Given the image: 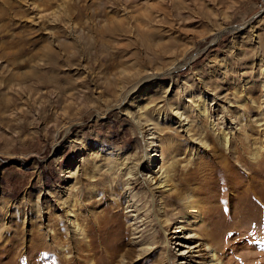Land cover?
Returning <instances> with one entry per match:
<instances>
[{"label":"rangeland","instance_id":"374dc122","mask_svg":"<svg viewBox=\"0 0 264 264\" xmlns=\"http://www.w3.org/2000/svg\"><path fill=\"white\" fill-rule=\"evenodd\" d=\"M263 114L264 0H0V264H207L213 253L264 264V129L252 123ZM228 132L258 152L253 174L233 167L218 141ZM161 169L204 209L202 239L179 243L201 232L175 234L187 213L143 181ZM133 198L150 215L135 221Z\"/></svg>","mask_w":264,"mask_h":264},{"label":"bare ground","instance_id":"6f19581e","mask_svg":"<svg viewBox=\"0 0 264 264\" xmlns=\"http://www.w3.org/2000/svg\"><path fill=\"white\" fill-rule=\"evenodd\" d=\"M149 29H151V28H149ZM115 33L116 34L121 33V26H120L119 23H115ZM152 33L153 32H151L149 30V31H147L145 33V36L147 38H149L152 35ZM137 46H139V45H137ZM47 55H48V62H47L46 66H48V81L49 80L58 81L59 80L58 72L60 70V67H59V65L57 63L58 55L54 51H52V49L49 46H48V50H47ZM178 66H177V68H178ZM34 76H36V72L34 73ZM127 97H128V94L125 95V98H127ZM161 109H162L161 107H159V109H158L159 110L158 114H160V115H161V112H160ZM199 111H200V115L202 117H206L207 114H208V111H207L206 108L205 109H201ZM170 113L178 119V123H180L181 128H183L184 126H182L181 124H182L183 120L185 121V119L183 118V114H180V109H178V108L175 109L173 107H170ZM146 123H147L146 124L147 126H145V124L140 125L141 126L140 128H142V130L143 129L146 130V131H143L141 133V134H143L142 136L144 137V145H145V148H144L143 151H144V155H145L147 161H149L150 163H153L154 162V156H152V154L148 152V148H154V147L156 148V145H157L156 139L157 138L155 136L156 133H153L154 131H153L152 128L147 130V127H151L153 124L152 123L150 124V121H147ZM252 123L254 125H256L257 127L264 129V114L262 115L261 118H257V120L253 121ZM230 125L234 126L233 121H231ZM214 126L215 125H213L212 128H214ZM251 127H253V126H251ZM231 128H233V127H231ZM144 132L147 133V135H145ZM218 141L222 144V146L224 147L225 151L229 150V152H228L229 153V156H228L229 159L235 154L238 155L235 158L236 162H232L233 167L236 165L235 163L238 162L240 164H243L248 170L251 169L253 171V173H254L253 169H256V166H258V163H259L258 162L259 161L258 152L257 153H253V154H251L252 153L251 152L250 155L248 154L249 157H247L246 156L247 149H248L247 144L245 146L244 145L245 143L244 144L236 143V141L233 140V138L231 137L229 132L220 135L219 138H218ZM219 142H217V140L212 142L213 143V147L211 148V150L213 152H217V150H218L217 146H219ZM239 142H240V140H239ZM233 147H235L234 150L232 149ZM207 148H208V146H207ZM128 165H129V163L125 162L124 165H123V166H125V169H123V170L126 171L125 172V177H126V181H127L126 185L129 186L131 183L136 184L137 181L139 180V178H142V175L140 177V175L138 174V169L136 167L135 168L134 167H128ZM191 167L195 168V167H197V164H193V166H191ZM230 169L233 170V168H230ZM252 171H251V173H252ZM145 178H147V179H145ZM145 178L143 179V181H145L146 184L147 183L151 184V186L155 187L156 189L160 190L162 193H164L166 195H169L171 198H173L175 203L174 202H172V203L176 204V206H178V208H174V210L178 211L179 207H181V210L178 213H181L182 215H183L182 212H184V214L187 213L188 216L186 218L185 217L182 218V217H179V216L177 218H175V219H179V220L176 221L177 222L176 224H178L179 228H180L179 230H177V232H175V234L179 233V232H182L186 228L188 229V228L192 227V224H193V227L196 228V230H199L201 232L199 234L200 236H198L197 234H194L193 232H189V234L188 233H184V234L181 233L182 235L188 234V237H186V236L180 237L179 240H178L179 243L180 244H183V243L186 244L187 242H189L192 239H196V238L202 239V237L205 236V234L207 232L206 231V226L204 225V221L202 220L203 219L202 216H203L204 209L201 208L199 206V202L195 201L191 196H186L187 189L184 188V187L175 188V187L171 186L172 185V184H170L171 175H169V173L163 171L162 169H161L160 172L149 171L148 176H146ZM226 180H227V178H226ZM119 182H120V180L117 183L110 185V187H107L106 191L107 192H111V193L117 192L119 190ZM251 183H252V181H251ZM92 196L93 197L90 200H87V201H89L90 206H95L96 203H97L96 202V197H95V196H97V191L96 190H93ZM131 201H132V207L135 208V210H134V213H136L135 221L139 220V219H142V217H140V214H142V212H145V213L150 215V212H151L150 208H152V206L149 205L150 203H146L144 206H142L143 204L141 203L140 200H135V198H133V199H131ZM121 202L122 201H119L118 204H121ZM203 203H205V202H203ZM89 204H87V205H89ZM113 204H115V203H113ZM87 205L84 203V205H82L81 209L85 210ZM129 208H131V207H129ZM158 211L162 212V208L159 207V209L156 210L155 213H158ZM164 214H165V212H164ZM90 215H91L90 216L91 219L93 218L92 222H95L96 220L99 221L98 219L101 218V216L96 215L95 212H92V214H90ZM87 220L88 219L86 217H84V218H82L81 222H84V221L87 222ZM163 222L168 223L169 220L164 219ZM72 228H73V234L74 233L75 234L76 233L80 234V236H81L80 237L81 238L80 249L82 250V252H84L88 248V242L85 241L86 231L79 224H75L74 226H72ZM85 228H86V226H85ZM137 229H139V228H137ZM135 234H137V233H135ZM200 247L203 248V247H205V245L202 244V245H200ZM147 252H150V249H147V250L145 249L144 250V253H147ZM190 253H191V251H190ZM217 254L218 253H213V255H211L210 262H208L207 264H221V261H219L218 259H213ZM180 256L185 259L186 252H182L180 254Z\"/></svg>","mask_w":264,"mask_h":264}]
</instances>
